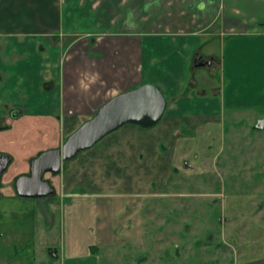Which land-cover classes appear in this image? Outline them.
<instances>
[{"label":"crops","instance_id":"1","mask_svg":"<svg viewBox=\"0 0 264 264\" xmlns=\"http://www.w3.org/2000/svg\"><path fill=\"white\" fill-rule=\"evenodd\" d=\"M208 36L220 39L221 59ZM243 36L264 37V0H0V154L14 166L0 189L8 196H18L15 179L34 157L60 147L114 95L153 83L166 98L156 124L126 123L45 176L54 192L32 198V264H61L51 256L63 220L65 235L140 243L146 198L168 183L184 128L226 108L219 84L208 89L190 75L225 67L229 38ZM196 54L210 63L195 67ZM68 246L73 263L99 251L81 240ZM244 263L264 264V250Z\"/></svg>","mask_w":264,"mask_h":264},{"label":"rangeland","instance_id":"2","mask_svg":"<svg viewBox=\"0 0 264 264\" xmlns=\"http://www.w3.org/2000/svg\"><path fill=\"white\" fill-rule=\"evenodd\" d=\"M255 37L229 38L225 67H202L201 78L200 72L190 75L207 88L219 84L226 108L218 120L184 128L174 147L168 183L146 198L140 243L135 245L138 236L65 235L63 220L60 244L53 247L58 256L52 259L61 264H245L261 254L264 129L254 125L264 118V37ZM208 38L206 48L221 59L220 39ZM13 167L10 164L3 174ZM3 190L0 264H32L33 199L8 196ZM80 240L98 245L99 251L73 263L68 245Z\"/></svg>","mask_w":264,"mask_h":264},{"label":"water","instance_id":"3","mask_svg":"<svg viewBox=\"0 0 264 264\" xmlns=\"http://www.w3.org/2000/svg\"><path fill=\"white\" fill-rule=\"evenodd\" d=\"M195 67L209 64L198 54ZM166 98L153 83H144L134 89L119 93L108 99L88 120L73 131L58 148L46 149L30 161L28 174L19 175L14 182L18 196L42 198L53 194L51 184L44 179L46 173L57 174L62 163L72 159L78 152L92 147L102 137L126 124L149 127L156 124L164 114ZM255 129H264V118L258 119ZM11 160L10 155L0 154V178Z\"/></svg>","mask_w":264,"mask_h":264},{"label":"trees","instance_id":"4","mask_svg":"<svg viewBox=\"0 0 264 264\" xmlns=\"http://www.w3.org/2000/svg\"><path fill=\"white\" fill-rule=\"evenodd\" d=\"M94 249V250H93ZM96 253L97 252V248H94V247H92V253Z\"/></svg>","mask_w":264,"mask_h":264},{"label":"flooded vegetation","instance_id":"5","mask_svg":"<svg viewBox=\"0 0 264 264\" xmlns=\"http://www.w3.org/2000/svg\"><path fill=\"white\" fill-rule=\"evenodd\" d=\"M197 55H198V54L195 55L194 59L196 58ZM257 120H258V119H257Z\"/></svg>","mask_w":264,"mask_h":264}]
</instances>
